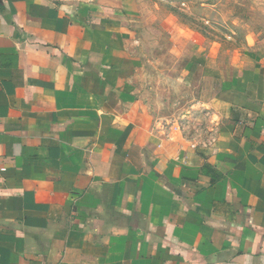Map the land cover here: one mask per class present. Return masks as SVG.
Returning <instances> with one entry per match:
<instances>
[{"label": "crops", "instance_id": "crops-1", "mask_svg": "<svg viewBox=\"0 0 264 264\" xmlns=\"http://www.w3.org/2000/svg\"><path fill=\"white\" fill-rule=\"evenodd\" d=\"M136 14L0 0V264H264V53L171 37L199 74L161 117Z\"/></svg>", "mask_w": 264, "mask_h": 264}, {"label": "rangeland", "instance_id": "rangeland-1", "mask_svg": "<svg viewBox=\"0 0 264 264\" xmlns=\"http://www.w3.org/2000/svg\"><path fill=\"white\" fill-rule=\"evenodd\" d=\"M137 3L141 78L150 83L149 100L151 104L155 101L152 107L161 117L169 110L178 116L190 104L196 87H185L184 80L199 74V68L196 75L195 68L184 71L186 58L170 54L171 37L180 33L183 35L180 41L205 47V53L207 48H217L223 63L234 59L238 63L247 62L251 54L264 53V0H137ZM179 21L187 27L181 28Z\"/></svg>", "mask_w": 264, "mask_h": 264}]
</instances>
